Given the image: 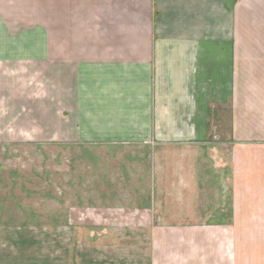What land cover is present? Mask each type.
<instances>
[{"label":"crops","instance_id":"0c3cea01","mask_svg":"<svg viewBox=\"0 0 264 264\" xmlns=\"http://www.w3.org/2000/svg\"><path fill=\"white\" fill-rule=\"evenodd\" d=\"M8 143L144 145L151 187L40 226L0 182V264H264V0H0Z\"/></svg>","mask_w":264,"mask_h":264},{"label":"rangeland","instance_id":"374dc122","mask_svg":"<svg viewBox=\"0 0 264 264\" xmlns=\"http://www.w3.org/2000/svg\"><path fill=\"white\" fill-rule=\"evenodd\" d=\"M147 149L103 143L1 146L3 196L19 201L4 212L19 209L22 223L40 226L83 223L82 214L92 225L94 215L103 221L109 215L141 212L151 187ZM19 166L26 172L17 174L13 168ZM134 199L137 204H131Z\"/></svg>","mask_w":264,"mask_h":264}]
</instances>
